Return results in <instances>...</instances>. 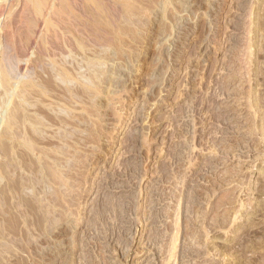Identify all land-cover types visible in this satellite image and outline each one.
<instances>
[{
	"label": "rangeland",
	"instance_id": "rangeland-1",
	"mask_svg": "<svg viewBox=\"0 0 264 264\" xmlns=\"http://www.w3.org/2000/svg\"><path fill=\"white\" fill-rule=\"evenodd\" d=\"M67 1L35 42L20 0H0V264H264V0ZM19 91L35 138L20 121L6 136ZM41 147L102 166H88L67 219L52 212Z\"/></svg>",
	"mask_w": 264,
	"mask_h": 264
},
{
	"label": "bare ground",
	"instance_id": "bare-ground-1",
	"mask_svg": "<svg viewBox=\"0 0 264 264\" xmlns=\"http://www.w3.org/2000/svg\"><path fill=\"white\" fill-rule=\"evenodd\" d=\"M73 1H75V0H73ZM94 1H96V0H94ZM60 2H65L66 4V6H68V5H70V3L67 1V0H20V6H21V21H23L24 23H26V26H27V30L29 31V32H31L32 33V35H33V37H32V41H37V39H38V37H40L42 34H44V30H45V27H47L49 24V22H54V20L56 19V20H59L60 18H61V15L62 14H65L64 12H62L63 10L62 9H64V8H62V7H60L59 6V3ZM70 2H71V0H70ZM91 2H93L92 0H91ZM100 2V1H99ZM251 2V1H250ZM72 3V2H71ZM81 3V2H80ZM75 4V3H74ZM100 4V3H99ZM110 4V3H109ZM243 4V3H242ZM6 5V4H5ZM8 5V4H7ZM76 5V4H75ZM79 5V4H78ZM90 5V4H89ZM83 6V5H82ZM85 6V5H84ZM93 6V5H92ZM97 6V5H96ZM239 6V5H238ZM245 6V5H244ZM18 7V6H17ZM95 7V6H94ZM93 7V8H94ZM5 8H6V6H5ZM33 8H34V10H33ZM66 8V7H65ZM75 8V7H74ZM82 8V7H81ZM105 8H106V6H105ZM8 9V8H7ZM13 9H14V7H13ZM88 9H89V6H88ZM95 9V8H94ZM16 10V9H15ZM68 10V9H67ZM66 10V11H67ZM78 10V9H77ZM112 10V9H111ZM4 11V10H3ZM31 11H33L34 13V16H35V19H32L33 17H31ZM74 11V10H73ZM72 11V12H73ZM92 11V10H91ZM121 11V10H120ZM69 12V11H68ZM105 12V11H104ZM113 12V11H112ZM12 13V12H11ZM83 13V12H82ZM91 13V12H90ZM108 13V12H107ZM5 14V13H4ZM74 14V13H73ZM84 14V13H83ZM93 14V13H92ZM119 14V13H118ZM7 15V14H6ZM70 15V14H69ZM85 15H86V13H85ZM88 15V14H87ZM2 16V15H1ZM13 16V15H12ZM11 16V17H12ZM71 16V15H70ZM73 16V15H72ZM89 16V15H88ZM64 17V16H63ZM80 17V16H79ZM90 17V16H89ZM88 17V18H89ZM111 17V16H110ZM258 17V16H257ZM66 18H67V16H66ZM1 19H2V17H1ZM8 20V19H7ZM74 20V19H73ZM83 20V19H82ZM61 21V20H60ZM86 21V20H85ZM2 22V21H1ZM56 22V21H55ZM81 22V21H80ZM8 23V22H7ZM11 23H12V21H11ZM14 23V22H13ZM76 23V22H75ZM79 23V22H78ZM86 23V22H85ZM88 23V22H87ZM1 24V23H0ZM51 24V23H50ZM83 24V23H82ZM12 25V24H11ZM19 25V24H18ZM22 25V24H21ZM20 25V26H21ZM52 25H54L55 26V23H53ZM66 25V24H65ZM85 25V24H84ZM261 25V24H260ZM8 26V25H7ZM17 26V25H16ZM64 26V25H63ZM62 26V27H63ZM70 26V25H69ZM11 27V26H10ZM49 27V26H48ZM72 27V26H71ZM87 27V26H86ZM60 28V27H59ZM20 29V28H19ZM57 29V28H56ZM66 29H69V28H66ZM71 29V28H70ZM75 29H77V28H75ZM74 29V30H75ZM12 30V29H11ZM21 30V29H20ZM19 30V31H20ZM26 30V29H25ZM52 30V29H51ZM59 30H61V29H59ZM78 30V29H77ZM82 30V29H81ZM89 30V29H88ZM2 31V30H1ZM11 32V31H10ZM46 32H48V31H46ZM61 32V31H60ZM75 31H73V33H74ZM78 32V31H77ZM81 32H83V30L81 31ZM80 32V33H81ZM21 33H23V32H20V34ZM48 34V33H47ZM58 34V33H57ZM75 34H76V32H75ZM21 36H22V34H21ZM73 36V35H72ZM23 37V36H22ZM30 37V36H29ZM46 37V36H45ZM57 37V36H56ZM96 37V36H95ZM25 38V37H24ZM44 38V37H43ZM56 39V38H55ZM100 39V38H99ZM39 40V39H38ZM81 40H83V39H81ZM87 40V39H86ZM30 41V40H29ZM49 41V40H48ZM69 41V40H68ZM71 41V40H70ZM31 43H33V42H31ZM99 43V42H98ZM3 44V43H2ZM38 45V44H37ZM47 45V44H46ZM55 45V44H54ZM4 46V45H3ZM9 46V45H8ZM31 46V45H30ZM33 46V45H32ZM49 46V45H48ZM67 47V46H66ZM70 47V46H69ZM32 48V47H31ZM7 50H8V48H7ZM10 50V49H9ZM41 51V50H40ZM58 51V50H57ZM72 52V51H71ZM94 52V51H93ZM97 53H98V51H97ZM54 54V53H53ZM61 54V53H60ZM37 55V54H36ZM73 55V54H72ZM11 56V55H10ZM41 56V55H40ZM44 56V55H43ZM38 57V56H37ZM93 57H94V55H93ZM5 58V57H4ZM91 58V57H90ZM100 58V57H99ZM46 59V58H45ZM10 60V59H9ZM37 60V59H36ZM100 60V59H99ZM22 61V60H21ZM38 61V60H37ZM87 61H88V59H87ZM81 63V62H80ZM49 64V63H48ZM65 64V63H64ZM83 64V63H82ZM104 64V63H103ZM49 66V65H48ZM96 66V65H95ZM97 66H99V65H97ZM43 67V66H42ZM54 67V66H53ZM14 68V67H13ZM55 68V67H54ZM88 68H90V66L88 67ZM92 68V67H91ZM91 68H90V70H91ZM102 68V67H101ZM9 69V68H8ZM21 69V68H20ZM56 69V68H55ZM57 69H59V68H57ZM56 69V70H57ZM71 69V68H70ZM99 69H100V67H99ZM6 70H5V68L3 67V65H2V63L0 62V72L2 73H4ZM67 71V70H66ZM71 71V70H70ZM19 72H21V71H19ZM82 72V71H81ZM0 73V74H1ZM28 73V72H27ZM61 73H64V72H61ZM14 74V73H13ZM33 74V73H32ZM35 74V73H34ZM8 75V74H7ZM56 75V74H55ZM60 75V74H59ZM63 75V74H62ZM69 75V74H68ZM74 75V74H73ZM9 76H10V74H9ZM51 76V75H50ZM49 76V77H50ZM1 77V76H0ZM5 77H6V75H5ZM17 77V76H16ZM65 77V76H64ZM2 78V77H1ZM51 78V77H50ZM53 78V77H52ZM112 78V77H111ZM3 79V78H2ZM53 80V79H52ZM97 80V79H96ZM102 81H103V79H102ZM15 82V81H14ZM60 82V81H59ZM9 83V82H8ZM27 84V83H26ZM12 85V84H11ZM108 86V85H107ZM28 87V86H27ZM11 88V87H10ZM111 88V87H110ZM17 90H18V88H17ZM9 93V92H8ZM31 93V92H30ZM33 93V92H32ZM31 93V94H32ZM37 93V92H36ZM41 93V92H40ZM56 93V92H55ZM67 93V92H66ZM79 93H81V92H79ZM99 93V92H98ZM101 93V92H100ZM102 93H104V92H102ZM38 95H39V93H37ZM70 94H71V92H70ZM107 94V93H106ZM82 95V94H81ZM84 95H85V93H84ZM98 95H100V94H98ZM40 96H42V95H40ZM39 96V97H40ZM48 96V95H47ZM43 97V96H42ZM54 97H55V95H54ZM79 97V96H78ZM46 98V97H45ZM57 98V97H56ZM84 98V97H83ZM98 98V97H97ZM44 99V98H43ZM70 99V98H69ZM78 99V98H77ZM86 99V98H85ZM84 99V100H85ZM95 99V98H94ZM76 100V99H75ZM74 100V101H75ZM88 100V99H87ZM110 100V99H109ZM41 101V100H40ZM44 101V100H43ZM65 101V100H64ZM67 101V100H66ZM79 101V100H78ZM89 101V100H88ZM29 101H28V92H18V95H17V106H16V110H13V112L10 114V116H8V118H7V121H6V128H5V133H6V136L7 137H9V135H10V132L12 131V129L14 128V127H18V121H20L21 123H22V127H21V129H22V131H29V130H32L31 132H29V134H31V137H36V134H35V128L37 127V124L38 123H40V121H37V124H36V121L34 120V117L32 118L31 116H27V112H26V110H25V106H26V104L28 103ZM83 102V101H82ZM81 102V103H82ZM93 102V101H92ZM142 102V101H141ZM79 103V102H78ZM103 103V102H102ZM80 104V103H79ZM92 104V103H91ZM53 105V104H52ZM71 105V104H70ZM73 105V104H72ZM81 105V104H80ZM93 105V104H92ZM107 105V104H106ZM31 106V105H30ZM94 106H95V103H94ZM101 106V105H100ZM104 106V105H103ZM38 107V106H37ZM56 107V106H55ZM79 107V106H78ZM4 109V108H3ZM34 109V108H33ZM36 109V108H35ZM37 109H44L43 107H40V108H37ZM79 109V108H78ZM93 109V108H92ZM50 110H52V109H50ZM59 110V109H58ZM81 110V109H80ZM101 110V109H100ZM99 110V111H100ZM105 110V109H104ZM39 111V110H38ZM74 111V110H73ZM94 111V110H93ZM96 111H98V110H96ZM10 112V111H9ZM47 112V111H46ZM56 112V111H55ZM75 112V111H74ZM106 112V111H105ZM107 113V112H106ZM76 114V113H75ZM90 114V113H89ZM92 114V113H91ZM57 115V114H56ZM54 113H49L47 116H48V118L47 119H49V120H51L54 124L51 126L52 128L54 127V126H56L57 124L59 125V126H65L66 124H67V121H65V119L64 118H59L58 116H56ZM59 115V114H58ZM107 115V114H106ZM47 116H45V117H47ZM74 117V116H73ZM38 118V117H37ZM43 118V117H42ZM67 118V117H66ZM77 118V117H76ZM101 118V117H100ZM103 118H105V117H103ZM58 119H60L59 121H58ZM81 119H83V118H81ZM38 120V119H37ZM45 120V119H44ZM84 120H85V118H84ZM80 121V120H79ZM19 122V123H20ZM104 122V121H103ZM106 122V121H105ZM50 123V122H49ZM74 125L76 124V123H74V122H72ZM80 123V122H79ZM120 123V122H119ZM80 125V124H79ZM122 125V124H121ZM21 126V125H20ZM84 126V125H83ZM28 127H29V130H28ZM67 127V126H66ZM70 127H71V125H70ZM75 127V126H74ZM79 127V126H78ZM69 128V127H68ZM87 128V127H86ZM89 128V127H88ZM105 128V127H104ZM119 128V127H118ZM20 129V128H19ZM21 129H20V131H21ZM54 129V128H53ZM61 129V128H60ZM79 129V128H78ZM91 129H92V127H91ZM90 129V130H91ZM190 129H191V127H190ZM74 130V129H73ZM38 131V130H37ZM36 131V132H37ZM46 132H47V130H45ZM58 131V130H57ZM69 131V130H68ZM82 131V130H81ZM4 132V131H3ZM56 132V131H55ZM59 132V131H58ZM24 133V132H23ZM73 133V132H72ZM82 133V132H81ZM80 133V135H82ZM134 133V132H133ZM132 133V134H133ZM28 134V133H27ZM38 134V133H37ZM42 134V133H41ZM60 134V133H59ZM23 135V134H22ZM69 135H71V134H69ZM73 135V134H72ZM99 125H98V123L97 122H94V130L92 131V133H91V135H89L90 137V139L91 140H96V138L98 137L99 138ZM26 135H24V137H25ZM40 136V135H39ZM41 136H43V135H41ZM49 136V135H48ZM67 136V135H66ZM86 136H88V135H86ZM132 136V135H131ZM3 137V136H2ZM5 137V136H4ZM29 137V136H28ZM30 137V139H32ZM43 137H45V136H43ZM81 137V136H80ZM58 139V140H62V142L64 143V145H65V142H67V143H69L70 142V139H68V138H64V140L62 139L63 137H60L58 134L57 135H53V136H51V138H49V141H51V142H56V139ZM73 138V137H72ZM100 138H102L101 136H100ZM133 138V137H132ZM139 138H141V137H139ZM143 138V137H142ZM7 139V138H6ZM25 139H26V137H25ZM83 139V138H82ZM2 140V139H1ZM10 140V139H9ZM22 140V139H21ZM88 140V139H87ZM141 140V139H140ZM142 140H144V139H142ZM33 141V140H32ZM195 141V140H194ZM44 142V141H43ZM82 142V141H81ZM96 142V141H95ZM12 143V142H11ZM16 143V142H15ZM30 143V142H29ZM40 143H41V141H40ZM71 143L72 144H68V145H70L69 146V148H71V146L72 147H74V148H77V143H75V142H72L71 141ZM6 144V143H5ZM17 144V143H16ZM30 144H32V143H30ZM46 144V143H45ZM58 144V143H57ZM83 144V143H82ZM139 144V143H138ZM187 144H188V142H187ZM194 144V143H193ZM62 145V144H61ZM9 146V145H8ZM17 146V145H16ZM41 146H42V144H41ZM86 146V145H85ZM139 146H140V144H139ZM185 146V145H184ZM183 146V147H184ZM14 147V146H13ZM35 147V146H34ZM66 147V146H65ZM84 147V146H83ZM92 147V146H91ZM47 148H50V146L49 147H47ZM68 148V149H69ZM86 148V147H85ZM93 148V147H92ZM37 149V148H36ZM59 149H61V148H59ZM67 149V150H68ZM97 149H98V147H97ZM135 149V148H134ZM34 150V149H33ZM179 150V149H178ZM182 150V149H181ZM188 150V149H187ZM139 151V150H138ZM28 152V151H27ZM73 152V151H72ZM184 152V151H183ZM188 152V151H187ZM97 153V152H96ZM180 153H181V151H180ZM193 153H194V151H193ZM65 155V156H63V155ZM79 154V153H78ZM188 154V153H187ZM37 157H38V159L39 158H46V162L45 163H47V166H45V169H46V167H47V170H46V174H47V176L46 177H48V179L49 180H51V182L53 183V185L56 187V192H55V194H49L50 195V198H52V197H54V199L56 200V203H54V206H52V208H53V210H52V212H56V215H58V214H60L62 217L64 216V218L65 219H67L68 218V213L70 212L69 210H72L73 208H71V207H73V206H76V205H80L81 203H79L78 201H79V197L78 196H80L81 195V192H82V190H80L79 191V189H77L76 187H80V188H82L83 187V184L85 185V183L87 182L86 180H85V178H83V175L85 174V172L87 171V169H89L88 168V166H93V165H95L96 164V169H101L102 168V166H100V164H99V162L96 160V161H89L87 158H85V156L83 155V154H80V155H78V157L77 156H72L71 154L69 155V153H66L65 151H56L54 154L53 153H49V152H47V151H45V149L44 148H42L41 147V149H39L38 148V151H37ZM85 155H87V154H85ZM88 155H89V153H88ZM98 155V154H97ZM183 155V154H182ZM66 156H72V160H73V165H74V167L72 168V167H70V165H72V164H70L69 165V162H70V160L71 159H69V158H67ZM185 156V155H184ZM187 156V155H186ZM49 158H53L54 160L53 161H50V159ZM95 158V157H94ZM138 158V157H137ZM36 159V158H35ZM106 159V158H105ZM103 160V159H102ZM190 160V159H189ZM196 160V159H195ZM212 160V159H211ZM31 161H32V159H31ZM35 161V160H34ZM87 161H88V163H87ZM178 161H179V159H178ZM131 162V161H130ZM129 163V162H128ZM141 163V162H140ZM177 163V162H176ZM211 163V162H210ZM42 164V163H41ZM43 164H44V162H43ZM131 164H132V162H131ZM23 165V164H22ZM45 165V164H44ZM43 165V166H44ZM133 165V164H132ZM207 165V164H206ZM68 166L70 167V168H72V169H70V168H68ZM142 166V165H141ZM192 166V165H191ZM213 166V165H212ZM36 167V166H35ZM25 168V167H24ZM108 168V167H107ZM205 168V167H204ZM209 168V167H208ZM37 169H38V167H37ZM86 169V170H85ZM91 169V168H90ZM166 169V168H165ZM213 169V168H212ZM42 170V169H41ZM208 170V169H207ZM30 171V170H29ZM36 171H38V172H40L39 171V169L38 170H35V172ZM110 171V170H109ZM133 171V170H132ZM140 171V170H139ZM204 171V170H203ZM100 172V171H99ZM104 172V171H103ZM106 172V171H105ZM138 172V171H137ZM186 173H187V171H186ZM209 173V172H208ZM118 174V173H117ZM125 174V173H124ZM183 174V173H182ZM189 174V173H188ZM98 175V174H97ZM146 175V174H145ZM103 176V175H102ZM105 176V175H104ZM44 177V176H43ZM117 177V176H116ZM132 177V176H131ZM133 177H134V174H133ZM138 177V176H137ZM162 177V176H161ZM187 177H188V175H187ZM190 177V176H189ZM112 178V177H111ZM143 178V177H142ZM194 178V177H193ZM32 179V178H31ZM100 179V178H99ZM131 179V178H130ZM105 180V179H104ZM140 180V179H139ZM190 180V179H189ZM45 181V180H44ZM95 181V180H94ZM111 181V180H110ZM168 181V180H167ZM46 182V181H45ZM48 183H49V181H47ZM103 182V181H102ZM142 182V181H141ZM184 182V181H183ZM186 182V181H185ZM155 183V182H154ZM157 183V182H156ZM187 183V182H186ZM191 183V182H190ZM34 183H32V185H33ZM40 184V183H39ZM113 184V183H112ZM121 184V183H120ZM180 184H181V181H180ZM185 184V183H184ZM192 184H195V183H192ZM30 185V184H29ZM59 185V186H58ZM116 185V184H115ZM156 185V184H155ZM53 186V187H54ZM62 186H64L65 187V190H62L61 188H62ZM82 186V187H81ZM97 186V185H96ZM98 186H99V184H98ZM97 186V187H98ZM196 186V185H195ZM96 187V189H98ZM105 187H107V186H105ZM104 187V188H105ZM113 187H114V185H113ZM116 187V186H115ZM152 187H154V186H152ZM177 187V186H176ZM192 187V186H191ZM177 188H179V187H177ZM189 188V187H188ZM180 189V188H179ZM183 189H184V187H183ZM191 189V188H190ZM90 190V189H89ZM175 190V189H174ZM197 190V189H196ZM196 190H194L195 192H196ZM102 191V190H101ZM113 191H114V189H113ZM131 191V190H130ZM184 191H186V190H184ZM190 191V190H189ZM193 191V190H192ZM52 192V191H51ZM109 192H111V191H109ZM148 192V191H147ZM152 192V191H151ZM161 193H162V191H160ZM165 192V191H164ZM208 192V191H207ZM168 193V192H167ZM175 193V192H174ZM185 193V192H184ZM187 193H188V191H187ZM193 193V192H192ZM197 193V192H196ZM206 193V192H205ZM104 194V193H103ZM102 194V195H103ZM171 194H172V192H171ZM207 194V193H206ZM159 195H160V193H159ZM174 195V194H173ZM187 195V194H186ZM198 195V194H197ZM209 195H210V193H209ZM119 196V195H118ZM164 196V195H163ZM190 196H191V194H190ZM189 196V197H190ZM170 197V196H169ZM197 197L198 196H196V199H197ZM49 198V197H48ZM179 198V197H178ZM46 199V198H45ZM101 199V198H100ZM110 199V198H109ZM130 199H131V197H130ZM161 199V198H160ZM166 199V198H165ZM172 199V198H171ZM190 199V198H189ZM41 200V199H40ZM103 200H105V199H103ZM112 200V199H111ZM139 200V199H138ZM169 200V199H168ZM188 200V199H187ZM198 200V199H197ZM200 200V199H199ZM51 201V200H50ZM155 201V200H154ZM160 201V200H159ZM179 201V200H178ZM186 201V200H185ZM184 201V202H185ZM43 202V201H42ZM111 202V201H110ZM190 202V201H189ZM188 202V203H189ZM49 203V202H48ZM105 203V202H104ZM107 203V202H106ZM105 203V204H106ZM116 203V202H115ZM143 203V202H142ZM144 203H145V201H144ZM164 203H166V202H163V205H164ZM187 203V202H186ZM120 204V203H119ZM128 204V203H127ZM126 204V206H128ZM146 204V203H145ZM152 204V203H151ZM191 204V203H190ZM52 205V204H51ZM51 205H50V208H51ZM115 205V204H114ZM158 205V204H157ZM162 205V206H163ZM178 205V204H177ZM189 205V204H188ZM193 205H194V203L191 205L192 206V208H193ZM199 205V204H198ZM116 206V205H115ZM120 206V205H119ZM208 206V205H207ZM100 207V206H99ZM97 208V207H96ZM104 208V207H103ZM134 208H135V206H134ZM145 208V207H144ZM152 208V207H151ZM160 208H161V206H160ZM163 208V207H162ZM209 208V207H208ZM211 208V207H210ZM98 209V208H97ZM100 209V208H99ZM110 209V208H109ZM168 209V208H167ZM187 209H188V207H187ZM197 209V208H196ZM213 209V208H212ZM90 210V209H89ZM105 210V209H104ZM104 210H99V211H95L94 213L96 214V216L99 218V219H103V214H104ZM112 210V209H111ZM162 210V209H161ZM164 210V209H163ZM186 210V209H185ZM189 210V209H188ZM187 210V211H188ZM210 210V209H209ZM239 210V209H238ZM69 211V212H68ZM113 211V210H112ZM152 211V210H151ZM200 211V210H199ZM198 211V212H199ZM202 211V210H201ZM136 212V211H135ZM172 212V211H171ZM194 212V211H193ZM146 213H148L147 211H146ZM185 213V212H184ZM197 213V212H196ZM39 214V213H38ZM47 214V213H46ZM70 214H71V212H70ZM111 214H112V212H111ZM157 214V213H156ZM167 214V213H166ZM174 214V213H173ZM178 214V213H177ZM193 214V213H192ZM202 214H203V212H202ZM209 214V213H208ZM109 215V214H108ZM154 215V214H153ZM162 215V214H161ZM160 215V216H161ZM169 215V214H168ZM172 215V214H171ZM179 215H181L180 213H179ZM178 215V216H179ZM186 215V214H185ZM198 215H200V213L198 214ZM118 216V215H117ZM126 216V215H125ZM156 216V215H155ZM163 216V215H162ZM161 216V217H162ZM170 216V215H169ZM233 216V215H232ZM236 216V215H235ZM42 217H43V215H42ZM45 217V216H44ZM55 218H56V216H54ZM106 217H108V216H106ZM157 217V216H156ZM180 217V216H179ZM198 217V216H197ZM238 217V216H237ZM240 217V216H239ZM39 218V217H38ZM95 218V217H94ZM154 218V217H153ZM194 218H196V217H194ZM206 218V217H205ZM43 219V218H42ZM41 219V220H42ZM61 219V218H60ZM64 219V220H65ZM83 219V218H82ZM157 219H159V218H157ZM185 219V218H184ZM203 219V218H202ZM40 220V219H39ZM73 220V219H72ZM119 220H121V219H119ZM181 220V219H180ZM196 220L198 221V218H196ZM43 222H44V220H42ZM52 221V220H51ZM58 221V220H57ZM108 221V220H107ZM117 221V220H116ZM122 221V220H121ZM160 221V220H159ZM193 221V220H192ZM206 221V220H205ZM54 222V221H53ZM91 222V221H90ZM97 222V221H96ZM102 222V221H101ZM151 222V221H150ZM167 222V221H166ZM166 222H164V223H166ZM185 222V221H184ZM202 222H203V220H202ZM208 222V221H207ZM213 222V221H212ZM219 222V221H218ZM223 222V221H222ZM58 223V222H57ZM56 223V224H57ZM63 223V222H62ZM107 223V222H106ZM161 223V222H160ZM163 223V224H164ZM199 223H200V221H199ZM215 223V222H214ZM43 225H44V223H42ZM66 224V223H65ZM104 224V223H103ZM109 224V223H108ZM158 224V223H157ZM176 224H177V222H176ZM189 224V223H188ZM201 224V223H200ZM217 224V223H216ZM90 225V224H89ZM107 225V224H106ZM159 225V224H158ZM167 225V224H166ZM165 225V226H166ZM211 225V224H210ZM213 225V224H212ZM220 225V224H219ZM80 226V225H79ZM86 226V225H85ZM88 226V225H87ZM98 226V225H97ZM104 226V225H103ZM151 226V225H150ZM163 226V225H162ZM164 226V228H166ZM169 226V225H168ZM179 226V225H178ZM40 227V226H39ZM54 227V226H53ZM52 227V228H53ZM69 227V226H68ZM95 227H96V225H95ZM98 227H100V226H98ZM121 227V226H120ZM159 227V226H158ZM172 227V226H171ZM177 227V226H176ZM175 227V228H176ZM211 227V226H210ZM218 227V226H217ZM108 229H109V227H107ZM112 228V227H111ZM156 228V227H155ZM161 228V227H160ZM212 228V227H211ZM43 229V228H42ZM64 229V228H63ZM94 230H97V229H95V228H93ZM157 229V228H156ZM196 229V228H195ZM99 230V233H100V228L98 229ZM111 230V229H110ZM113 230V229H112ZM184 230V229H183ZM192 230V229H191ZM103 231V230H102ZM114 231V230H113ZM147 231V230H146ZM196 231V230H195ZM194 231V232H195ZM210 231V230H209ZM42 232V231H41ZM119 232V231H118ZM155 232V231H154ZM167 232V231H166ZM194 232H192V233H194ZM96 233V232H95ZM159 233H160V231H159ZM168 233V232H167ZM183 233V232H182ZM196 233V232H195ZM194 233V234H195ZM203 233V232H202ZM49 234H50V232H49ZM81 234V233H80ZM103 234H105V233H103ZM194 234L192 235L193 236V238H194ZM197 234V233H196ZM58 235V234H57ZM87 235V234H86ZM94 235V234H93ZM96 235V234H95ZM101 235V234H100ZM128 235V234H127ZM204 235V234H203ZM60 236V235H59ZM158 236H160V234L158 235ZM169 236V235H168ZM189 236V235H188ZM191 236V237H192ZM56 237V236H55ZM84 237V236H83ZM91 237V236H90ZM102 237V236H101ZM104 237V236H103ZM156 237V236H155ZM161 237V236H160ZM170 237V236H169ZM48 238V237H47ZM105 238V237H104ZM163 238V237H162ZM164 238H165V236H164ZM167 238V237H166ZM188 238V237H187ZM190 238V237H189ZM199 238V237H198ZM197 238V239H198ZM157 239V238H156ZM158 239H159V237H158ZM170 239V238H169ZM183 239H185V237L183 238ZM208 239V238H207ZM206 239V240H207ZM66 240V239H65ZM68 240V239H67ZM90 240V239H89ZM122 240V239H121ZM161 240V239H160ZM165 240V239H164ZM195 240V239H194ZM72 241V240H71ZM120 241V240H119ZM197 241H199V240H197ZM102 242V241H101ZM151 242H152V239H151ZM178 242V234H177V232H175L173 235H172V237H171V240H170V242L168 243V252L170 253V254H173L174 255V251H175V249L177 248V244H179V243H177ZM182 242V241H181ZM200 242V241H199ZM56 243V242H55ZM77 243H79V242H77ZM105 243V242H104ZM161 243V242H160ZM165 243V242H164ZM163 243H161V245H162ZM196 244V243H195ZM194 244V245H195ZM77 245V244H76ZM97 245V244H96ZM122 245V244H121ZM130 245V244H129ZM160 245V244H159ZM183 245H184V243H183ZM74 247H75V245H74ZM83 247V246H82ZM82 247H80V248H82ZM104 247H105V245H104ZM161 247V246H160ZM183 247V246H182ZM95 248V247H94ZM153 248V247H152ZM197 248V247H196ZM54 249V248H53ZM85 249V248H84ZM160 249V248H159ZM93 250V249H92ZM105 250V249H104ZM130 250V249H129ZM157 250V249H156ZM160 250H162V249H160ZM179 250V249H178ZM67 251V250H66ZM180 251V250H179ZM200 251V250H199ZM214 251V250H213ZM87 252V251H86ZM89 252V251H88ZM87 252V253H88ZM161 252V251H160ZM195 252H197V251H195ZM201 252H203L202 250H201ZM200 252V253H201ZM208 252H210V251H208ZM86 253V254H87ZM111 253V252H110ZM187 253L188 254H192L193 253V251L191 250V249H188V251H187ZM85 254V255H86ZM144 254V253H143ZM158 254V253H157ZM161 254H162V252H161ZM168 254V253H167ZM182 254V253H181ZM184 254V253H183ZM199 254V253H198ZM74 255V254H73ZM94 255V254H93ZM102 255V254H101ZM153 255V254H152ZM103 256V255H102ZM147 256V255H146ZM182 256V255H181ZM185 256V255H184ZM195 256V255H194ZM82 257H83V255H82ZM126 257V256H125ZM171 257H172V255H171ZM87 258V256L85 257V259ZM104 258V257H103ZM121 258V257H120ZM150 258V257H149ZM180 258V257H179ZM181 258H183V259H185L184 257H181ZM193 258V257H192ZM195 258V257H194ZM82 259V258H81ZM182 259V260H183ZM188 259H189V257H188ZM83 260V259H82ZM87 260H89V259H87ZM135 260V259H134ZM144 260V259H143ZM149 260V259H148ZM153 260H155V259H153ZM180 260V259H179ZM181 260V261H182ZM190 260H192V259H190ZM55 261V260H54ZM80 261V260H79ZM95 261V260H94ZM93 261V262H94ZM101 261H103V260H101ZM172 260H168V261H166V263L164 262V264H170V262H171ZM174 261V260H173ZM83 262V261H82ZM87 262V261H86ZM88 262H90V260L88 261ZM92 262V261H91ZM90 262V263H91ZM138 262V261H137ZM149 262H151V261H149ZM174 262H176V259H175V261ZM183 262V261H182ZM90 263H87V264H90ZM96 263H98V262H96ZM152 263V262H151ZM181 263V262H180ZM187 263H189L188 262V260H187V262H186V264ZM190 263H192V262H190ZM189 263V264H190ZM84 264H85V262H84ZM177 264V263H176ZM184 264V263H183Z\"/></svg>",
	"mask_w": 264,
	"mask_h": 264
}]
</instances>
